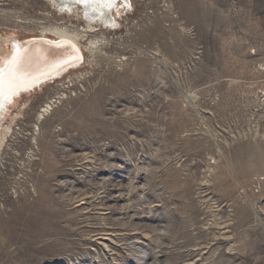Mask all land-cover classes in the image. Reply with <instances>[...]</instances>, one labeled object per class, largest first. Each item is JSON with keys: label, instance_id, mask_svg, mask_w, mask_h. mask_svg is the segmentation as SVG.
I'll use <instances>...</instances> for the list:
<instances>
[{"label": "rangeland", "instance_id": "374dc122", "mask_svg": "<svg viewBox=\"0 0 264 264\" xmlns=\"http://www.w3.org/2000/svg\"><path fill=\"white\" fill-rule=\"evenodd\" d=\"M73 11L0 0L1 36L84 52L1 122L0 264H264V0Z\"/></svg>", "mask_w": 264, "mask_h": 264}, {"label": "bare ground", "instance_id": "6f19581e", "mask_svg": "<svg viewBox=\"0 0 264 264\" xmlns=\"http://www.w3.org/2000/svg\"><path fill=\"white\" fill-rule=\"evenodd\" d=\"M46 1L55 6L58 11L66 10L70 12L74 10V13L84 15L88 22L96 21L100 23H113L115 20L112 19L109 10L115 7L118 2L128 3V0ZM77 3H82L83 5L78 7ZM87 10L88 14H86ZM42 29L43 32L45 31L43 36L31 37L21 41L8 38L6 35H0V74L3 76V85L0 86V149L9 129V125H3L1 122L9 114L10 109L16 105L17 100L46 83L62 78L65 73L71 70L70 68L79 66L81 59L83 60L84 58L83 48L80 43L83 37L79 41V31L63 26H45ZM46 32L53 34L52 36H55V38L46 37ZM36 40L57 46L59 51L62 52V56L49 59L48 57L54 53L49 54L48 49L43 46L39 47V44H30V42ZM85 48H88V46ZM69 52L72 55L65 57V54ZM14 62L18 63L14 64ZM13 67L18 69L17 79L14 84L10 85L8 82L9 70ZM50 102L44 106L43 111L50 108L52 104Z\"/></svg>", "mask_w": 264, "mask_h": 264}, {"label": "water", "instance_id": "95a60500", "mask_svg": "<svg viewBox=\"0 0 264 264\" xmlns=\"http://www.w3.org/2000/svg\"><path fill=\"white\" fill-rule=\"evenodd\" d=\"M30 44H39L38 45L39 47L43 46V47L47 48L49 54H53L54 53L53 55L48 57L49 59L59 58V57L62 56V52L59 51V48L57 46H55V45L43 43L42 41H39V40L32 41V42H30ZM68 55H72V53L69 52V53L65 54V57L68 56ZM81 61H82V59H81Z\"/></svg>", "mask_w": 264, "mask_h": 264}, {"label": "snow or ice", "instance_id": "6c2138e0", "mask_svg": "<svg viewBox=\"0 0 264 264\" xmlns=\"http://www.w3.org/2000/svg\"><path fill=\"white\" fill-rule=\"evenodd\" d=\"M18 62H14V64H16ZM17 71L18 69L13 67V68H10L9 70V84H14L16 82V79H17ZM3 85V76L2 74H0V86Z\"/></svg>", "mask_w": 264, "mask_h": 264}]
</instances>
